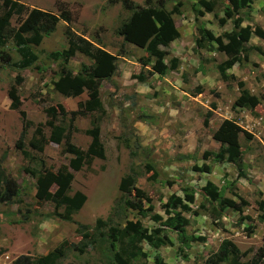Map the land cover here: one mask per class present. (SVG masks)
Wrapping results in <instances>:
<instances>
[{
  "label": "rangeland",
  "instance_id": "rangeland-1",
  "mask_svg": "<svg viewBox=\"0 0 264 264\" xmlns=\"http://www.w3.org/2000/svg\"><path fill=\"white\" fill-rule=\"evenodd\" d=\"M15 1L59 19L51 33L32 45L38 59L29 68L13 66L20 57L9 35L25 12L21 17L11 16L8 35L0 46V172L17 184L12 200L0 201V264H13L21 254L45 255L63 240L65 255L58 264H106L103 244L70 248L81 238L76 224L51 216L53 202L36 195L38 176L67 166L73 156L62 151L63 142L49 140V123L67 129L69 114L62 113L79 108L87 99L86 91L77 97L54 91L52 82L61 61L41 53L66 48V29L115 58L113 74L101 80L98 89L101 109L73 121V144L85 150L90 142L86 130L97 126L102 145L100 156L77 171L70 170L73 179L68 195L80 191L86 197L72 220L93 227L98 218L105 219L121 194L120 178L133 170L136 182L125 196L134 204L140 201L145 211L124 207L113 226L126 219L154 226L149 216L158 213L165 219L164 204L172 194L183 199L191 193L193 201L183 200L187 210L177 208L187 221L185 240L167 228L169 244L154 248L142 242L146 257L131 264H155L156 258L158 264H204L225 238L238 247L240 260L248 262L263 244L264 233V205L261 209L259 204L264 200V39L253 33L258 27L264 30V0H251L240 9V26H249L251 32L244 42L242 61L227 68L224 78L218 65L227 58L226 36L233 27L224 13L225 0H218L213 12L202 15L195 12L196 0ZM149 6L169 15L179 33L164 48L163 58L167 65L176 58L177 66L164 74H148L152 61H147L144 48L118 33L132 9ZM3 51L10 55L8 62L2 60ZM67 65L79 70L82 65L92 66L93 60L76 52ZM12 87L18 97L16 107L8 97ZM249 95L256 97V105L244 103ZM240 97L243 102H237ZM225 120L236 126L242 174L233 163L217 157L224 154L228 142L216 140L214 132ZM208 182L237 209L220 208L218 200L203 190ZM57 211L62 213L63 206Z\"/></svg>",
  "mask_w": 264,
  "mask_h": 264
},
{
  "label": "trees",
  "instance_id": "trees-1",
  "mask_svg": "<svg viewBox=\"0 0 264 264\" xmlns=\"http://www.w3.org/2000/svg\"><path fill=\"white\" fill-rule=\"evenodd\" d=\"M218 0H196L198 8L195 9L197 15H202L203 12H213ZM227 5L224 13L228 18L232 19V30L226 36L230 49L227 52V58L218 65L219 73L224 78L225 70L231 67L236 62H241V56L244 52V42L248 40L250 35V27H241L240 9L246 7L251 0H225ZM0 46L4 44V39L8 35L10 18L13 14L21 17L25 12L26 16L22 18L16 29L11 30V35L16 51L19 54V61L13 66L17 69L29 68L37 59L38 55L32 48V45H38L43 36L51 33L58 22V17L46 10L31 8L15 0H0ZM161 11V12H160ZM164 13V12H163ZM68 21V17L64 18ZM67 34V47L60 51L41 52L51 60H60L58 77L52 82L54 91L64 97H77L86 91L87 99L79 103V108L69 110L63 115L69 114L68 127L60 123L50 122L49 140L56 144L63 142L64 153H70L73 156L69 159L67 166L58 169L56 172L45 170L42 175L37 178V198L50 200L53 202L55 211L51 216H57L65 221H72L76 224V232L81 238L78 242L71 244L70 248L83 250L89 246L105 245L106 264H131L139 258H145L146 253L142 250L141 243L157 248L167 245L170 239L166 233V229L170 228L178 233L185 240L184 226L186 219L183 217L181 210H187V202L193 201V195L186 193L183 199L175 194L170 195L165 204V213L167 217L163 219L158 213H153L149 216L154 222V226L148 227L137 220L126 219L124 224L116 227L113 226V220L119 215V212L124 207L135 206L142 212L145 208L142 207L140 201L135 204L130 202L125 194H129L131 188L136 182V175L133 170L122 176L118 183V189L121 192L115 200L110 214L105 218H98L93 227L78 221L72 220L73 212L81 208L85 202V195L76 191L73 195H68L70 184L73 179V173L70 170L77 171L85 164L91 163L92 159L100 156L101 142L99 139V128L94 126L92 129L86 130L90 137V142L85 150L73 144L70 140L71 129L74 128L73 121L76 116H85L93 111L101 109V101L99 98L98 89L101 80L109 78L115 69L114 56L109 52L96 47L86 38L73 33L69 29L65 30ZM118 33L124 40L144 48L147 53V61H152L148 74L154 72L164 74L169 69H174L177 66V59L171 58L169 65L163 61L165 56L164 48L170 41L177 38L179 33L176 29L172 18L169 15H163L161 9H156L155 6L135 7L128 19L123 22ZM253 33L259 38L264 39V30L257 28ZM220 42V39L217 38ZM76 52H80L93 60V65L84 67L79 70L72 69L67 65L69 58ZM2 60L8 62L10 55L6 52H1ZM243 57V56H242ZM245 58V55H244ZM144 60L143 62H147ZM19 79V77H16ZM144 80V77H140ZM20 80V79H19ZM8 97L11 100L12 107L18 104V97L15 88L8 91ZM244 97H240L237 102H243ZM249 106H254L257 103L255 96L249 95L244 103ZM236 126L233 122L225 120L221 126L214 132L216 140H225L227 147L224 149V154H218L219 160H225L233 163L236 169L242 174V155L236 140ZM22 137V136H21ZM20 137V139H21ZM19 139V145L20 144ZM224 155L226 157H224ZM54 186V190L50 188ZM203 190L212 200H218L220 208L225 206L237 207L231 200L223 199L218 193L216 185L208 182L203 187ZM17 192V184L12 178H8L0 172V201L9 202ZM260 208H263L264 200L260 203ZM63 206V212H58L57 209ZM237 209V208H236ZM169 210H173L170 213ZM142 215V214H141ZM264 220V213L261 215ZM90 229H93L91 231ZM104 229V230H103ZM263 244L258 248L255 255L248 261L240 260V250L229 239H223L217 248L204 262V264H264V233ZM61 241L50 252L45 255L31 256L29 254H21L17 256L13 264H58L59 260L64 257V243ZM158 258L155 259V264H158Z\"/></svg>",
  "mask_w": 264,
  "mask_h": 264
}]
</instances>
